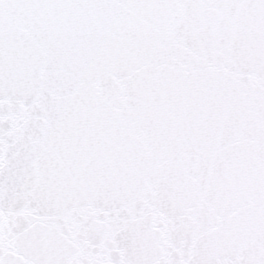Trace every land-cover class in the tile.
Masks as SVG:
<instances>
[{"label": "snow or ice", "instance_id": "obj_1", "mask_svg": "<svg viewBox=\"0 0 264 264\" xmlns=\"http://www.w3.org/2000/svg\"><path fill=\"white\" fill-rule=\"evenodd\" d=\"M0 264H264V0H0Z\"/></svg>", "mask_w": 264, "mask_h": 264}]
</instances>
